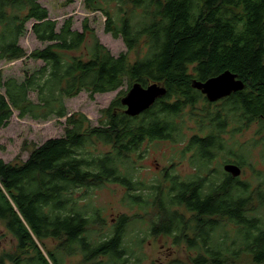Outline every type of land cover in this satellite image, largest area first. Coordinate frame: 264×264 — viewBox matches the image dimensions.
I'll return each instance as SVG.
<instances>
[{
  "label": "trees",
  "instance_id": "16d2710c",
  "mask_svg": "<svg viewBox=\"0 0 264 264\" xmlns=\"http://www.w3.org/2000/svg\"><path fill=\"white\" fill-rule=\"evenodd\" d=\"M74 2L64 0V6ZM82 4L88 13L104 15L105 32L121 38L127 52L114 56L87 18L81 32L73 29L72 18L58 30V22L39 0H0V62L43 63L25 72L23 80L4 79L0 69V128L8 127L15 113L19 119L42 122L66 118L64 136L34 147L26 161L6 162L0 157V222L16 243L0 256V264H66L75 257L81 259L79 264H131L126 242L131 218L121 215L110 235L95 240L92 228L105 221L84 195L75 196L77 189L118 184L126 188L132 203L143 204L142 185L124 170L134 166V157H143L146 141L177 143L183 132L186 136L185 132L196 131L189 147L198 148L199 158L208 163L229 129L239 133L257 124L264 133V0H82ZM28 24L35 38L46 44L43 49L28 53L20 45ZM226 70L236 74L245 89L214 109L192 84ZM135 83L162 84L167 94L131 117L125 113L121 91L102 111L103 120L96 127L86 115L69 114L66 107V100L83 92L93 99L124 86L129 90ZM90 146L95 151H88ZM229 154L232 160L226 162L243 168L244 156ZM199 181L200 186L192 182L179 186L174 179L171 186L155 189L149 204L158 220L151 234L162 230L171 234L174 224L178 228L174 220L179 205L205 215L227 211V233L232 230L237 242L246 244L245 249L227 245V264L243 255L252 264H264L257 221L249 216L257 202L264 203L260 186L251 188L249 182L227 174L219 185L209 183L204 192L207 181ZM89 211L94 214L89 216ZM47 241L56 243L55 249Z\"/></svg>",
  "mask_w": 264,
  "mask_h": 264
},
{
  "label": "rangeland",
  "instance_id": "374dc122",
  "mask_svg": "<svg viewBox=\"0 0 264 264\" xmlns=\"http://www.w3.org/2000/svg\"><path fill=\"white\" fill-rule=\"evenodd\" d=\"M42 6L48 9L50 18L58 22V30L62 23L69 19H73V29L82 31L83 22L87 18L89 26L95 31L100 42L105 45L114 56L127 52V47L121 38L115 39L105 32V17L99 12L95 14L88 13L82 4V0H75L74 4L67 7L64 6V0H39ZM31 24H28V32L20 39V45L28 52L34 49H43L46 44L40 43L31 31ZM92 40L89 38V41ZM43 66L41 61L18 60L11 63L0 62V69L3 70L4 79L13 77L23 80L25 72H33ZM123 91L124 96L128 91V87L124 86L120 90L105 94H97L91 99L88 93L83 92L79 96L66 100V107L69 114L81 113L87 116L91 125L99 126L103 120L102 111L109 107L110 103L118 97ZM122 96V97H124ZM32 100L36 101L35 94H31ZM66 118H53L48 122L35 121L30 118L19 119L17 113L10 120V124L6 128H0V157L6 162H23L26 161L32 149L40 146L49 139L60 138L65 134ZM195 132V131H194ZM187 131L185 139L181 143H174L166 140L146 141L142 146L143 157L132 160L131 168H127L125 174L133 177L135 182L142 185L144 189L140 193L145 199L152 197L155 189L165 184L163 170L167 169L169 175L178 176L184 182H191L199 178H209L210 181L223 180V165L228 159L232 160L229 151L236 152L244 156L245 164L242 168L243 173L241 180L251 184V188L255 186L258 189L261 184L264 186V174H261L262 161H264V153L260 146L259 126L252 124L249 128L242 132H232L230 129L222 134L223 145L219 146L212 152L213 160L204 163L198 156H193V163L190 162V155L181 153L179 149L186 147L188 136L195 133ZM188 133H190L188 135ZM189 147V145L187 146ZM220 147L222 150H220ZM190 148V147H189ZM90 152L95 148L87 147ZM99 150H103L100 145ZM106 148L104 149V151ZM196 151V150H195ZM185 156V157H184ZM209 176V177H208ZM200 180V179H199ZM209 181V182H210ZM168 186V185H164ZM263 190L264 197V187ZM261 193V194H262ZM134 194V193H133ZM84 195L87 202H90L98 210H101V218L104 223L95 225L93 236L95 240L110 235L112 232V221L120 215H127L131 218V223L127 229L126 242L130 246L131 255H128L131 264H176L175 259L186 257L187 252L183 246L170 249L167 240L162 241L160 237L152 241L150 229L146 224V218L150 214L151 205L147 201V205L134 204L127 196V190L116 184H107L101 188L77 189L75 196ZM150 199V198H149ZM264 202V200H262ZM94 213H88L92 216ZM250 218L264 219V203L257 202ZM234 243L240 241L237 233L233 238ZM47 245L51 249H55L56 243L47 241ZM164 243L166 245H164ZM15 241L0 222V256L4 252L14 249ZM245 244V243H244ZM80 258L75 257L67 260L66 264H79ZM230 264H252L246 255Z\"/></svg>",
  "mask_w": 264,
  "mask_h": 264
},
{
  "label": "flooded vegetation",
  "instance_id": "af4514ba",
  "mask_svg": "<svg viewBox=\"0 0 264 264\" xmlns=\"http://www.w3.org/2000/svg\"><path fill=\"white\" fill-rule=\"evenodd\" d=\"M223 100H227V97L214 103H210L208 100L207 101L212 105V108L215 109L221 106ZM194 133V135L188 136L186 147L183 146L179 149V151L185 154V156L188 154L190 155L191 163H193V156L195 154L197 155L198 153V148L187 147L188 145H190L191 139L197 136V132L195 131ZM189 134L190 133H188V135ZM259 135L261 138L260 146L264 153V133L260 132L258 136ZM183 139H185L184 132L183 135H181L180 141L177 143H181ZM226 164L227 162L223 165V170ZM263 165L264 161H262V166ZM163 174V177L166 181L165 184L168 186H171L170 183H172L174 179L176 180V184H179V186H183L184 183H189L182 181L180 178H178V176L174 177V175H169L167 169L163 170ZM261 174H264L263 168L261 169ZM224 176H227V173L225 171ZM199 179L191 181L192 184L200 186ZM204 179L207 181L206 183H203L204 192L209 191V187L207 186L209 183L210 185H219L222 182V180L216 181L215 179L210 181V177H205ZM263 187V184H261L260 188ZM123 188L126 189L125 187ZM149 198L145 199V197H141V202H144L143 204H145L147 201L148 203H150L152 201V197ZM175 210L177 211L175 213V216H177V218H175L174 221L175 223H177L176 226H178V228L175 227L174 224V228L171 234H167L164 230H162L161 233L156 236L151 234L153 224H155L158 220L157 211L152 212L150 210V214L148 215V217H144V219L146 218V224L150 229V236L153 239L152 241H154L158 237H160V240L162 241L167 240V242L170 244V249H174L171 252H175V248L180 246H183L185 248L184 251L187 252L186 257L182 259L176 258V264H227V245L234 244V246L230 247L240 249L246 248V244L238 242L234 243V241H232V238H234V233L232 232V230H229V233H227V211L217 212L213 215H205L194 211H188L183 205L176 206ZM119 217H121V215ZM116 219L114 218L112 221L113 227L117 225ZM256 221L257 227L259 228V231L257 233L259 236L258 241L260 242V248L263 249L264 219L262 220L260 218H257ZM164 245L166 244L164 243Z\"/></svg>",
  "mask_w": 264,
  "mask_h": 264
},
{
  "label": "water",
  "instance_id": "95a60500",
  "mask_svg": "<svg viewBox=\"0 0 264 264\" xmlns=\"http://www.w3.org/2000/svg\"><path fill=\"white\" fill-rule=\"evenodd\" d=\"M192 87L200 91L210 103H214L233 93L243 91L245 84L236 74L226 70L204 82L194 80ZM166 94L167 88L162 84L153 83L145 87L141 83H135L122 97L121 102L128 116L137 117L149 110ZM224 171L234 178H240L243 173L242 168L236 164H226Z\"/></svg>",
  "mask_w": 264,
  "mask_h": 264
},
{
  "label": "bare ground",
  "instance_id": "6f19581e",
  "mask_svg": "<svg viewBox=\"0 0 264 264\" xmlns=\"http://www.w3.org/2000/svg\"><path fill=\"white\" fill-rule=\"evenodd\" d=\"M227 164H234V163H227ZM237 165V164H236ZM238 166V165H237ZM240 167V166H239Z\"/></svg>",
  "mask_w": 264,
  "mask_h": 264
}]
</instances>
